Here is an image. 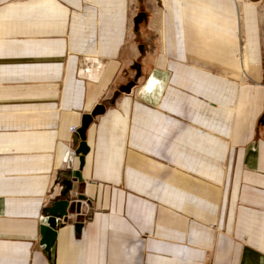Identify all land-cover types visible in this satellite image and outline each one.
<instances>
[{"label":"crops","instance_id":"obj_1","mask_svg":"<svg viewBox=\"0 0 264 264\" xmlns=\"http://www.w3.org/2000/svg\"><path fill=\"white\" fill-rule=\"evenodd\" d=\"M263 51L264 0H0V264H264Z\"/></svg>","mask_w":264,"mask_h":264},{"label":"water","instance_id":"obj_2","mask_svg":"<svg viewBox=\"0 0 264 264\" xmlns=\"http://www.w3.org/2000/svg\"><path fill=\"white\" fill-rule=\"evenodd\" d=\"M144 16L143 13H138L136 18L134 19V22H138L142 19ZM132 68L135 70V78L132 82H130L125 89L123 90L124 92H128L129 88L132 86L134 83L135 79L139 75V64L136 62ZM104 110L103 105H98L90 112L89 114L85 115L82 120L80 127L76 130V137L79 139L78 146L76 148L75 153L79 154L78 155V169L75 171H68L64 173L63 177L64 180L61 182L63 188L61 191V196L66 197L68 191L71 188V181L67 180L68 178H72V180L76 181L79 184H82V179L80 176V169L83 166V158L85 154L88 151V147L85 144L84 141V134L85 130L87 128V125L91 121L92 117L102 113ZM77 201L84 200V197L81 196L80 194L77 195L76 197ZM67 211L70 213L72 212H78L79 211V204L78 202H71L70 204L68 203L67 199H59L53 201L45 210V215L47 216L46 218V223L39 228V234H40V239H39V244L44 246V249L48 251L50 247L53 245L54 240L56 238V219H60L62 216L66 215ZM81 227V224H75V228L78 229Z\"/></svg>","mask_w":264,"mask_h":264},{"label":"built area","instance_id":"obj_3","mask_svg":"<svg viewBox=\"0 0 264 264\" xmlns=\"http://www.w3.org/2000/svg\"><path fill=\"white\" fill-rule=\"evenodd\" d=\"M70 132H72V134H76V128L75 127H73V126H71L70 127ZM62 188H63V186H62V184H60L59 185V192H58V195H59V197H62L61 196V191H62ZM68 194V193H67ZM80 194V193H79ZM78 194V195H79ZM67 196V195H66ZM76 197H77V195H74V198H70V201H72V202H74V201H76V202H78L77 201V199H76ZM80 201H85V200H80ZM75 202V203H76ZM79 203V202H78ZM70 214H73L74 215V217H75V220H74V225L75 224H81L82 222H83V220L81 221V217H82V215H81V213H80V210L78 211V212H72V213H70ZM68 213H66V215H64V216H62L60 219H56V222L58 221V222H64V221H66L67 219H68Z\"/></svg>","mask_w":264,"mask_h":264},{"label":"rangeland","instance_id":"obj_4","mask_svg":"<svg viewBox=\"0 0 264 264\" xmlns=\"http://www.w3.org/2000/svg\"><path fill=\"white\" fill-rule=\"evenodd\" d=\"M154 5H157L156 4V1H155V4ZM243 48V44L240 42V49H242ZM262 70H263V78H262V82L264 83V51H263V53H262V62H261V67H260ZM243 80H246L247 82H249L250 80H248L247 78L245 79H243Z\"/></svg>","mask_w":264,"mask_h":264},{"label":"bare ground","instance_id":"obj_5","mask_svg":"<svg viewBox=\"0 0 264 264\" xmlns=\"http://www.w3.org/2000/svg\"><path fill=\"white\" fill-rule=\"evenodd\" d=\"M239 57V56H238ZM240 58V57H239ZM240 60V59H239ZM244 64H245V68L247 69V67H248V64L244 61ZM239 79H241V78H239Z\"/></svg>","mask_w":264,"mask_h":264}]
</instances>
